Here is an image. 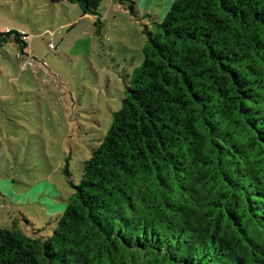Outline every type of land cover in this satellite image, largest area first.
Returning <instances> with one entry per match:
<instances>
[{
	"label": "trees",
	"instance_id": "trees-1",
	"mask_svg": "<svg viewBox=\"0 0 264 264\" xmlns=\"http://www.w3.org/2000/svg\"><path fill=\"white\" fill-rule=\"evenodd\" d=\"M143 32L51 234L0 226V264H264V0H172Z\"/></svg>",
	"mask_w": 264,
	"mask_h": 264
},
{
	"label": "rangeland",
	"instance_id": "rangeland-1",
	"mask_svg": "<svg viewBox=\"0 0 264 264\" xmlns=\"http://www.w3.org/2000/svg\"><path fill=\"white\" fill-rule=\"evenodd\" d=\"M130 1L100 0L97 16L64 0H0V33L28 35L26 54L12 35L0 42L1 227L51 234L142 62L145 26L172 2Z\"/></svg>",
	"mask_w": 264,
	"mask_h": 264
},
{
	"label": "crops",
	"instance_id": "crops-1",
	"mask_svg": "<svg viewBox=\"0 0 264 264\" xmlns=\"http://www.w3.org/2000/svg\"><path fill=\"white\" fill-rule=\"evenodd\" d=\"M6 28H7V27H6ZM21 31H24V30L21 29Z\"/></svg>",
	"mask_w": 264,
	"mask_h": 264
},
{
	"label": "built area",
	"instance_id": "built-area-1",
	"mask_svg": "<svg viewBox=\"0 0 264 264\" xmlns=\"http://www.w3.org/2000/svg\"><path fill=\"white\" fill-rule=\"evenodd\" d=\"M22 33H23V31H22Z\"/></svg>",
	"mask_w": 264,
	"mask_h": 264
}]
</instances>
